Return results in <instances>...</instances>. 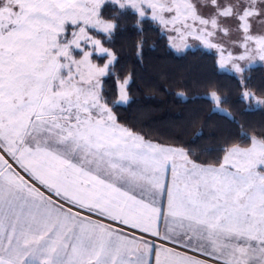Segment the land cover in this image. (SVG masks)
Masks as SVG:
<instances>
[{
  "label": "snow or ice",
  "instance_id": "6c2138e0",
  "mask_svg": "<svg viewBox=\"0 0 264 264\" xmlns=\"http://www.w3.org/2000/svg\"><path fill=\"white\" fill-rule=\"evenodd\" d=\"M149 33L264 108V0H0V264H264V128L202 160L119 119L116 42L142 61Z\"/></svg>",
  "mask_w": 264,
  "mask_h": 264
},
{
  "label": "trees",
  "instance_id": "16d2710c",
  "mask_svg": "<svg viewBox=\"0 0 264 264\" xmlns=\"http://www.w3.org/2000/svg\"><path fill=\"white\" fill-rule=\"evenodd\" d=\"M116 47L121 49L117 75L133 73L130 103L118 109V116L146 138L191 146L200 159L210 160L216 153L202 150L215 148L225 138L237 139L241 126L247 132L264 128V108L249 109L239 97L236 79L220 73L206 51L177 55L155 33L148 35L142 61L128 39L117 40ZM250 76L249 84L259 94L264 89V68L250 70ZM210 85L225 97L221 107L231 112L235 123L213 112V105L203 98ZM109 86L115 87V77Z\"/></svg>",
  "mask_w": 264,
  "mask_h": 264
}]
</instances>
